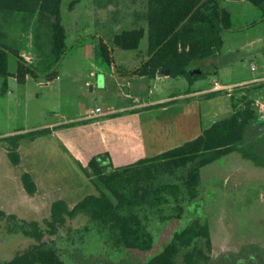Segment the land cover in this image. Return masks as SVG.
I'll list each match as a JSON object with an SVG mask.
<instances>
[{
	"label": "rangeland",
	"instance_id": "1",
	"mask_svg": "<svg viewBox=\"0 0 264 264\" xmlns=\"http://www.w3.org/2000/svg\"><path fill=\"white\" fill-rule=\"evenodd\" d=\"M72 1L63 0L61 3L62 23L67 29V49L58 65L54 64L51 55L52 32L48 17L41 19L18 13L8 21H2L5 37L1 43L20 50L22 56H30L33 59L30 63L38 70L40 78L31 79L29 87L19 83L14 77L17 59L9 56V71L13 75L0 76V135L16 129H29L26 132L41 129L36 128L37 125L50 121H66L62 127L66 131H62L60 136L65 144L74 140L83 152L81 164L84 171L89 170L88 160L96 156L104 165L111 164L114 168L135 164L142 157L157 156L161 149L172 144L174 130L170 127L185 111L184 94L210 89L215 81L224 85L242 84L255 77L264 65L262 13L249 1L225 2L232 13L231 29L222 32L224 45L219 57L201 65L200 70L205 74L193 84L185 77L151 79L128 73L141 62L142 51L120 49L113 40L124 30L146 26L144 0H79L71 7ZM133 11L141 17L136 19ZM103 38L113 44V67L98 54V45ZM146 46L147 39H144L140 50ZM253 65L257 66L256 70L252 69ZM65 70H71L72 74H64ZM103 70H109L110 75L98 74L102 90L93 91L91 83L86 84L88 73H105ZM52 72L56 76L51 79L48 75ZM80 72L86 76L79 75ZM7 78L11 94H7L2 86ZM103 78H106L105 82ZM259 93L264 95V88ZM165 95H176L178 100L169 103L168 110H148L140 116L121 110L132 106L136 99L150 100ZM193 100L196 103L194 116L201 117L200 125L224 119L233 113L232 97L225 92L215 97L201 95ZM259 101L264 102V98ZM97 107L102 112L112 111L113 114L100 119L102 123L98 120L70 122L71 117L80 113L88 115ZM167 121L170 123L166 124ZM100 134L104 141L100 140ZM24 166L14 165L7 153L0 151V210L8 214H15V210L22 207L19 198L23 183L21 179H7V174L13 172L17 178ZM202 181L201 197L197 205L188 207V212L209 223L214 240L213 258L246 250L255 264H264V167H258L253 161L234 153L205 167ZM60 187L67 193L74 190L77 203L88 195L98 194L93 182L63 181ZM76 188L81 189L76 192ZM19 214L29 221L50 216V212L28 216L25 212ZM85 221H75L74 226H83ZM84 239L82 249L86 257H83L82 264H119V259L125 256L107 246L106 234L96 227L85 233ZM165 242L162 240L160 244ZM32 243L34 240L31 238L21 235L12 238L6 231L0 232V260L12 258L17 251ZM63 259L65 264H74L72 255L68 253H64Z\"/></svg>",
	"mask_w": 264,
	"mask_h": 264
},
{
	"label": "trees",
	"instance_id": "2",
	"mask_svg": "<svg viewBox=\"0 0 264 264\" xmlns=\"http://www.w3.org/2000/svg\"><path fill=\"white\" fill-rule=\"evenodd\" d=\"M62 1L0 0V76H11L12 55L17 59L19 83L24 84L29 76L40 78L20 50L1 43L5 37L2 21L18 13L49 18L53 62L63 59L67 29L62 23ZM78 1L73 0L71 7ZM227 1L244 0H148L147 27L124 30L114 37L113 44L123 50L142 51L141 43L147 39L142 64L130 74L155 78L159 71L169 69L172 77H185L193 84L205 74L193 71L219 57L224 45L222 32L231 29ZM246 1L261 10L264 41V0ZM113 44L103 38L98 45L99 56L110 67L115 65ZM54 76L55 72L48 75ZM250 92L249 87L237 89L232 96V115L202 124L200 136L153 158L121 168L104 165L99 156L91 158L87 173L98 194L86 196L72 208L67 201L56 200L48 218L34 221L0 210V232L34 240L12 258L1 259L0 264H65L64 253L72 255L74 264H82L86 257L84 235L94 227L106 234L107 246L125 254L119 264H255L246 250L214 259L209 223L188 212L201 197L202 170L208 165L239 153L264 167V113L259 112ZM51 131L44 128L4 136L0 144L11 162L20 165L21 143ZM22 181L29 195L37 193L29 171L23 172ZM82 219L85 225L75 227L74 222ZM162 240L166 242L160 244Z\"/></svg>",
	"mask_w": 264,
	"mask_h": 264
},
{
	"label": "crops",
	"instance_id": "3",
	"mask_svg": "<svg viewBox=\"0 0 264 264\" xmlns=\"http://www.w3.org/2000/svg\"><path fill=\"white\" fill-rule=\"evenodd\" d=\"M134 1L138 2L143 0H134ZM245 1L246 0L241 2H245ZM143 2L144 4H146L145 14H147L146 12L148 11V0H144ZM132 13L136 19L138 17H141V14H139L137 11H133ZM144 27H147V23L146 26ZM141 64H142V59L139 65L135 67L133 70L141 66ZM103 72L105 73H101V72L98 73L94 71H90L89 72L90 74L88 73L89 79L87 80L86 84L91 83V87L93 91H95L96 89L102 90V88H99V84L101 80L98 74H103L105 77L110 75L109 70H105V71L103 70ZM65 73L72 74L71 70H65L64 74ZM15 74L16 72L14 73V77L17 80ZM12 75L13 74L11 73V76ZM79 75L84 77L86 76L84 72H80ZM141 77L149 78L148 76H141ZM57 78L60 79V76L57 75ZM159 78L160 77L157 74L155 79H159ZM8 79L9 78H7L2 82V86L4 90L6 89L5 91L7 94H11L9 91L10 82ZM31 79H36V78L30 76L27 77V80L24 83L25 87H29ZM105 79L106 78H103L102 81L105 82L106 81ZM241 83L242 84L250 83L249 88L251 89L250 92L251 99H254L255 101H259L260 98H264V95H262L263 93H259V90L264 88V65L260 70V72L255 77H253L250 80L243 81ZM229 85H238V83H232ZM218 92H219L218 95L222 94L221 91H215L212 88L207 90L198 89L196 91H193L191 93H186L183 95L186 100L185 104L183 102V104L185 105L184 107L185 111L183 113L179 112L180 114L176 117V119L173 122V125L170 127L173 128L174 130V134L171 135L172 144L170 145V147H167V149H161L157 153V155L170 150L169 148L172 149L177 146H181L185 142L193 140L202 134V128H201L202 124L200 125L201 117L194 116L193 110L195 109L196 103H194V100L193 101L191 100L197 98L198 96L200 97L201 95H206L207 97H215L218 95L212 96L210 94L218 93ZM127 94H130V91H128ZM176 98H177L176 95H165L150 100L139 101L138 99H136L132 106L123 107L121 110L133 112L138 116L144 114L148 110L153 111V110H158L160 108L168 110L169 103L178 101ZM94 110L95 109H92L88 115L80 113L76 117H71L69 120L70 122L98 120V123H102L100 119L109 117L111 114H113L112 111H105V112L103 111L100 114L94 115L93 113ZM65 122L66 121L63 120L50 121L44 123L43 125H37L38 127L36 128H41V129L50 128L52 129V131L51 133L40 136L35 140H24L21 143L20 152L23 160L22 165L23 166L25 165L23 170L29 171L32 174L34 180L36 181L38 190L35 195H29L24 185L20 183L21 198H19L20 199L19 202H21L22 207L16 209L14 212L15 215H18V217L20 218H26V217L25 216L21 217L23 215L19 214V212L20 213L25 212L26 216L32 215V213H37V212L44 214L50 212L51 214L53 203L59 199L67 201L70 207L71 206L74 207L77 204L76 202L77 199L76 198L74 199L75 191L72 190L71 192L68 193L62 191L60 189L61 188L60 182L77 181L78 183H82V184L92 183L91 178L88 176L87 169L84 171V169L82 168L83 166L81 164V161L84 159V157L82 158L81 156H83V152H81L80 148L74 144L75 143L74 140H71L69 144H65L60 136L62 131L63 133L66 131L63 130L64 128H62ZM169 123L170 121L166 122V124ZM99 125L101 126V124H98V126ZM27 130L29 129H16L14 131L1 134L0 136H9L17 133H23L24 131L26 132ZM100 140L104 141V138L101 136V134H100ZM2 150H4L7 153V150L0 146V151ZM142 159H146V158L142 157ZM23 170H20V173L17 174V178L16 176H14V173L11 171L12 172L11 174L9 173L7 174V179L12 180L15 178L14 179L15 181L17 180L20 181V179L22 180ZM77 189H81V188H76V192Z\"/></svg>",
	"mask_w": 264,
	"mask_h": 264
},
{
	"label": "built area",
	"instance_id": "4",
	"mask_svg": "<svg viewBox=\"0 0 264 264\" xmlns=\"http://www.w3.org/2000/svg\"><path fill=\"white\" fill-rule=\"evenodd\" d=\"M23 57L29 63L32 62V60H33L30 56H26L25 54ZM252 69L256 70L257 66L253 65ZM249 85H250L249 83L238 84V85H224L218 81H215L212 89L215 91L225 92V93H227L228 96L232 97L235 94L237 89L242 88V87H249ZM256 106H258L260 108V110L264 113V102L256 101ZM93 113H94V115L100 114V113H102V109L100 107H98L93 111Z\"/></svg>",
	"mask_w": 264,
	"mask_h": 264
},
{
	"label": "water",
	"instance_id": "5",
	"mask_svg": "<svg viewBox=\"0 0 264 264\" xmlns=\"http://www.w3.org/2000/svg\"><path fill=\"white\" fill-rule=\"evenodd\" d=\"M260 21H261V20H260ZM61 61H62V60H61ZM61 61H60V62H61ZM60 62H59V63H60ZM59 63H58V64H59ZM58 64H57V65H58ZM201 73H202V71H201L200 69H196V70L193 71L192 74H201ZM170 75H171V70H169V69L161 70V71L158 72V76H159V77L170 76ZM128 91H129V90H127V92H128Z\"/></svg>",
	"mask_w": 264,
	"mask_h": 264
}]
</instances>
